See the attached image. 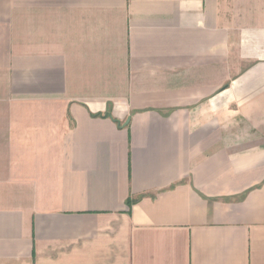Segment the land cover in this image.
Instances as JSON below:
<instances>
[{
  "label": "crops",
  "instance_id": "obj_1",
  "mask_svg": "<svg viewBox=\"0 0 264 264\" xmlns=\"http://www.w3.org/2000/svg\"><path fill=\"white\" fill-rule=\"evenodd\" d=\"M0 264H264V0H0Z\"/></svg>",
  "mask_w": 264,
  "mask_h": 264
},
{
  "label": "trees",
  "instance_id": "obj_2",
  "mask_svg": "<svg viewBox=\"0 0 264 264\" xmlns=\"http://www.w3.org/2000/svg\"><path fill=\"white\" fill-rule=\"evenodd\" d=\"M127 202H128V204L130 205V204H132L133 201H132L131 199H128Z\"/></svg>",
  "mask_w": 264,
  "mask_h": 264
}]
</instances>
